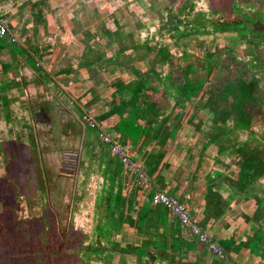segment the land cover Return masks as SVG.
Segmentation results:
<instances>
[{
	"label": "rangeland",
	"instance_id": "rangeland-1",
	"mask_svg": "<svg viewBox=\"0 0 264 264\" xmlns=\"http://www.w3.org/2000/svg\"><path fill=\"white\" fill-rule=\"evenodd\" d=\"M183 1L0 0V264H264V23L257 34L241 25L246 13L264 20V0H191L178 14ZM169 65L193 93L168 84ZM125 85L132 106L157 110L132 149L112 117L96 119L104 133L74 119L76 103L105 114ZM40 106L49 125L34 119ZM121 145L127 154L111 149ZM167 162L194 191L167 194L229 257L179 221L172 234L195 249L141 244L160 237L159 222L137 229L133 202L114 207L132 190L147 201V178ZM121 207L133 219H118Z\"/></svg>",
	"mask_w": 264,
	"mask_h": 264
},
{
	"label": "crops",
	"instance_id": "crops-1",
	"mask_svg": "<svg viewBox=\"0 0 264 264\" xmlns=\"http://www.w3.org/2000/svg\"><path fill=\"white\" fill-rule=\"evenodd\" d=\"M8 42H10V41H7L6 40V43H8ZM3 48H4V44H0V50L3 51V54H4L5 51L2 50ZM7 52H9V51H7ZM49 122H50V116H49ZM159 122H158V124H159ZM41 123H43V122H41ZM102 123L104 124L103 121H102ZM145 129L146 128H144L143 131H145ZM102 130L103 129H100V132L104 133ZM172 131H173V129H172ZM137 138H139L141 140V142H142V137L141 136L138 137L136 135H133L132 138L129 139V143L131 144V146L129 147V149L130 148L132 149V142H135V139H137ZM150 138H152V137H150ZM144 139L147 140L146 138H144ZM161 139L164 140V141H166V142H168V141L171 140V136L166 135L164 137V139L163 138H161ZM122 140H126V139L123 138ZM165 145L166 144L164 143V144L161 145V147L164 148ZM118 148L119 149L122 148L121 149L122 150L121 151L122 154H127L123 150V145L119 146ZM160 154H161V152H160ZM170 154H172V153H170ZM170 157L171 158H176V156H174V154L170 155ZM139 158H140V164H142L143 163V158H141L140 156H139ZM167 164L168 165H166L165 167L164 166H160V168H159L160 170L158 172L153 171L152 174H151V177L147 178L148 180H150V183L154 187V189L152 190V192L148 196L149 199L147 201H146V199L143 200V196H145L146 193L145 194H142L139 190H137V191L136 190H132V191H130V193L132 195V198L134 197V199L131 198V199L125 200V198H123L124 199L123 200V199H119L118 198L119 199L118 200L116 198V200L113 201V205L117 209L118 208L117 207V204L119 202L125 203L124 206H126L127 204H129V202H133L136 205L135 207H137V209L135 210V216H134L136 218L135 221L138 220V219H140L142 221H146L147 223H155L156 224L157 222H159V224H158L159 229L158 230L160 232L159 233V236H160L159 238L160 239L159 238H155L154 240H149V239H146V238H141L140 239V243L141 244H145L146 243L145 241H150L149 243H152V245H156V244L159 243V244H161L162 250L165 251V246H163V244H162L163 241L165 242V245L168 246V247H170V248H173L175 246V244H178V247H176V248H179L184 243L186 247H191V248H185V247H183V250H185L187 252L190 249H195V245H196V242L197 241H195V240H193V241L192 240L191 241H186V240H184V239L181 238L182 235L180 233H179V236H178L177 235V232L175 233L176 236H174L172 234V232L173 231H177V230H173L172 231L171 229H172V226L174 224H177V225H175V227L177 229H179L178 228V221H176L172 217H170L168 215V213H167V210L165 211V210L162 209L163 208L162 205L154 204L151 201V196L156 191H162V192H164L166 194L168 193L170 195L176 196L177 198L182 197L181 193H185L186 196H188V195L190 196V199H189L190 201H191V198L193 197L192 195H193L194 191L192 189V184H191L190 180H188V183L186 182L187 180L185 181V183H183L184 180H180V177L176 176L175 175V172L173 170H170L171 169L170 168V163L167 162ZM135 165H137V164H135ZM192 183L195 185V181H193ZM187 192H188V194H187ZM197 192H199V194L194 199V202L197 203V205H199L201 203V198L200 197L203 198L204 196H203V194L200 191H197ZM199 208H201L200 205H199ZM123 212L124 211H122V207H121L119 209V211L117 212V214L119 213L118 219L122 220V219H126V218H129V217L133 219V217H131L132 216V213H131V215H129L130 213L127 212L126 215H125V213H123ZM131 227H134V228H137L138 229V228L141 227V224H139L138 221L132 222V226ZM168 230H169V232H168ZM209 239L218 248L220 247L222 249V251L226 250V249H224L225 245L221 242V240L215 241V240H213L211 238H209ZM151 241H153V242H151ZM203 244H205V243H203ZM205 245H207V243ZM220 248H219V250L221 251ZM131 250L137 252L138 249L131 248Z\"/></svg>",
	"mask_w": 264,
	"mask_h": 264
},
{
	"label": "flooded vegetation",
	"instance_id": "flooded-vegetation-1",
	"mask_svg": "<svg viewBox=\"0 0 264 264\" xmlns=\"http://www.w3.org/2000/svg\"><path fill=\"white\" fill-rule=\"evenodd\" d=\"M192 5H193V2L191 0H188V1L184 0L183 3H181L179 5L180 7H178V9H177L179 11L178 14H180V13L181 14H186L188 11H190L189 9H190V7ZM260 5L261 4H259L257 6V8L255 7L256 9H254L252 11V13H256L258 11V7ZM237 10H239V9H237ZM258 14H259V12H258ZM254 20H256V21H254ZM179 21H181L180 18H178L177 22H179ZM263 23H264V20L262 21L260 19H256V17H252V19H250L249 16H247V13H246L245 17L243 18V21H242L241 25H242V27H246L247 29H250V30L252 29L253 31H256L254 34H257V30H258L257 29V25H259V27H262ZM255 36H257V35H255ZM175 70H174V67H171V65H169V75L167 77L168 84L171 85L174 89H176L178 91L182 90V93L187 91V90H189V92L193 93L194 92L193 89H195V85H193V83H192L193 81L192 82L189 81L188 84L184 85L183 83L185 82V74H182L183 72L181 73V72H177ZM185 71H186V69H185ZM171 72L173 74H174V72L177 73L176 75L179 76V77H177L178 82L173 81V78L170 77ZM186 86H188V87H186ZM252 86H255V84L253 83L252 79L245 81L243 83L242 88H241V92H244L248 88H252ZM114 90H117V92L119 94L118 95L119 99L115 98V94L116 93H114L112 95V98L109 101V102H111L110 105H109V109L105 112V114L100 113L96 117H94V116L91 117L85 107H83L82 105H79L78 103H76L78 105L77 106L78 110L81 112V118L79 120V118H77L76 116L75 117L73 116V117H74V119L77 122H80V121L83 120L84 116H87L88 118H90L93 121L92 123L89 122L88 124L96 125L98 127L99 131H100V129L104 128L103 125L105 123H107V119L109 117H112V120L110 121V123L113 125L115 132L118 135L124 137V139H126L124 141H127L128 148H129L131 146V144L129 143V139H131L133 135H136V136L139 137L144 132L143 129L147 128V127L142 126L141 123H139V122L144 121V120L146 122V120L148 118H150V116H151L150 112L151 111L156 112L157 110H155L152 107L151 103L147 102V101L144 102V106L143 107L137 106V105H136L137 106L136 107L134 105V103H133V105L135 107L132 106L131 105L132 101L135 98V94L132 91V87H127L125 85L124 91L123 90H119L117 88H115ZM120 93H122L121 94V99H120ZM129 108H136V109L137 108H143V109H146V110H143L142 113L134 111L132 113L134 115L131 116V115H129ZM38 109H39V107H38ZM122 111H124V112L122 113ZM97 118H100V120L104 122V124L102 123L103 124L102 126H100V124L96 122ZM81 123H83V121ZM105 127H106V125H105ZM83 132L84 131L82 129L81 132H80V137H81L80 141L83 138V136H82Z\"/></svg>",
	"mask_w": 264,
	"mask_h": 264
},
{
	"label": "built area",
	"instance_id": "built-area-1",
	"mask_svg": "<svg viewBox=\"0 0 264 264\" xmlns=\"http://www.w3.org/2000/svg\"><path fill=\"white\" fill-rule=\"evenodd\" d=\"M6 33L7 27L5 23L0 19V37H2ZM111 148L114 152H117L119 150V148L116 146H112ZM151 201L154 204L162 205L171 214H175V217L180 223L185 224L191 229L193 234L197 235V239L199 237L200 241L203 240L204 243H207L208 247L211 248L215 253H221L219 248L210 241L209 237H207V235L203 231H201L193 221H191V218L184 206L175 198L165 194L162 191H156L152 194Z\"/></svg>",
	"mask_w": 264,
	"mask_h": 264
},
{
	"label": "trees",
	"instance_id": "trees-1",
	"mask_svg": "<svg viewBox=\"0 0 264 264\" xmlns=\"http://www.w3.org/2000/svg\"><path fill=\"white\" fill-rule=\"evenodd\" d=\"M15 41H12L11 43L13 44ZM2 43H4L2 40H0V44H2ZM36 62H34V64H35ZM184 85H186V84H188V82H187V80L185 79V82L183 83ZM186 87H188V86H186ZM248 90L249 89H246L244 92H242L243 94H242V96L243 97H246V96H248V94H249V92H248ZM138 91V90H137ZM191 94V92H189V90H187V91H185V92H183V95L184 96H188V95H190ZM134 109H136V108H134ZM144 110H146V109H144ZM135 111V110H134ZM132 115H134V114H132ZM131 115V116H132ZM152 115V114H151ZM152 120V117L150 116V118H148L147 120H146V122H150ZM142 130V129H141ZM166 194V193H165ZM163 210H165L166 211V208H162ZM178 221V220H177ZM195 225L202 231V226L201 227H199L198 226V224H196L195 223ZM194 235V237H196L197 238V235L196 234H193ZM145 242H150V241H145ZM151 242H153V241H151ZM206 244V243H205ZM221 249V248H220ZM222 250V249H221ZM225 252V253H224ZM222 253H223V255H225L226 257H229L227 254H226V250H224V251H222ZM150 259H152V260H154L153 259V257L152 258H150Z\"/></svg>",
	"mask_w": 264,
	"mask_h": 264
},
{
	"label": "water",
	"instance_id": "water-1",
	"mask_svg": "<svg viewBox=\"0 0 264 264\" xmlns=\"http://www.w3.org/2000/svg\"><path fill=\"white\" fill-rule=\"evenodd\" d=\"M34 119L39 122L46 123L47 125L50 124L49 122V114L44 108L41 106L39 112L34 113Z\"/></svg>",
	"mask_w": 264,
	"mask_h": 264
}]
</instances>
